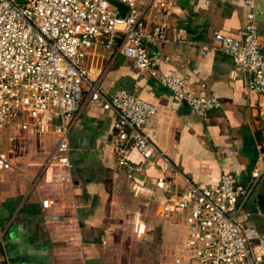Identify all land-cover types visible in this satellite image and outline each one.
<instances>
[{"label":"crops","instance_id":"obj_1","mask_svg":"<svg viewBox=\"0 0 264 264\" xmlns=\"http://www.w3.org/2000/svg\"><path fill=\"white\" fill-rule=\"evenodd\" d=\"M253 2L264 52V0ZM249 10L239 0H175L165 19L167 36L181 32L193 44L145 45L148 55L169 57L159 65V75H183L189 87L197 90L201 85L218 99L220 106L203 117L161 87L157 77L132 69L120 54L95 46L81 61L90 75H100L107 94L123 89L156 106L145 131L178 173L193 183L214 184L221 172L244 182L256 165L257 113H264V94L247 88L245 77L231 71L227 56L199 53V44L213 42L214 33L235 35ZM110 139L111 114L97 105L84 107L67 135L71 170L65 181L58 180L61 171L54 166L38 174L40 163L10 151L11 167L0 171V264H173L175 245L185 236L182 219L145 223L140 236L135 234L137 223H123L121 203L129 198L128 191L146 193L147 186L135 187L125 179L112 158ZM128 157L138 161L134 151ZM168 174L158 157L143 170L144 177ZM33 186L34 193L22 201ZM44 198L51 201L46 209L40 204ZM155 202L152 199L150 206L166 217ZM243 210L249 213L242 220L244 235L254 241L264 234L263 175Z\"/></svg>","mask_w":264,"mask_h":264},{"label":"built area","instance_id":"obj_2","mask_svg":"<svg viewBox=\"0 0 264 264\" xmlns=\"http://www.w3.org/2000/svg\"><path fill=\"white\" fill-rule=\"evenodd\" d=\"M239 1L250 7L242 27L235 35L214 33L213 42L199 44V53L227 56L231 71L245 77L247 88L264 94V52L254 0ZM174 5L175 0H0V171L11 167V150L1 145L4 137L12 141L11 130L33 134L51 123L54 144L43 169L54 166L61 171L58 180H68L67 135L82 109L97 105L111 114L115 164L135 187L147 186L144 211L154 199L160 213L180 217L184 223L185 236L175 245L173 264H262L264 234L249 240L242 220L249 214L243 204L258 178L264 176V113H257L258 155L246 181L221 172L214 184L193 183L178 173L145 131L156 106L123 89L107 94L99 84L100 75H90L81 64L87 51L101 46L111 55L127 58L132 69L157 77L161 87L184 101L197 116L218 108V99L201 85L196 90L183 75H159V65L169 57L151 56L145 50L146 44L161 42L193 44L181 32L167 36L165 19ZM131 151L137 153L138 161H130ZM154 157L161 160L168 175L143 176ZM50 203L47 198L40 202L43 209ZM144 231L145 222L139 219L135 234Z\"/></svg>","mask_w":264,"mask_h":264},{"label":"rangeland","instance_id":"obj_3","mask_svg":"<svg viewBox=\"0 0 264 264\" xmlns=\"http://www.w3.org/2000/svg\"><path fill=\"white\" fill-rule=\"evenodd\" d=\"M110 5L116 9L121 8V6L116 2H111ZM51 125L52 124L49 123L43 131L33 134L18 130H11L10 135L12 136V145H8L6 139L2 140L1 145L4 148L11 149L14 157L26 156L32 160V162L40 163L38 165L40 168L38 174L42 172L41 174L43 175L45 174V171H47V167L49 165H46L44 169L43 166L45 165L46 159L54 144ZM27 135H29V138L26 137ZM27 142L30 143V145H28ZM34 190L35 186L31 187L23 197L22 201L29 197V195H32ZM128 197L129 198L126 200L123 199L121 203L124 207L123 223H137L139 219H142L145 223H167L168 221L166 222L164 220H173L170 217L162 218L157 212V209L153 208L154 206H150L148 210L144 211L145 208L142 205V201L146 198L145 192L130 190L128 191ZM170 223H173V221Z\"/></svg>","mask_w":264,"mask_h":264}]
</instances>
